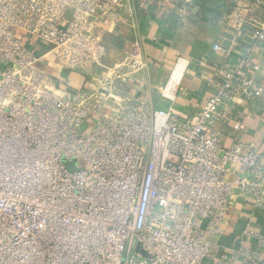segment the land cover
<instances>
[{
    "label": "built area",
    "instance_id": "1",
    "mask_svg": "<svg viewBox=\"0 0 264 264\" xmlns=\"http://www.w3.org/2000/svg\"><path fill=\"white\" fill-rule=\"evenodd\" d=\"M117 18L97 0H0V264L255 260L246 249L217 259L208 235L222 232L238 198L264 209V153L245 140L242 119L264 102V66L250 57L264 46V20L230 16L251 26L252 43L214 67L213 92L187 116L172 106L183 74L169 87L184 59L159 88L165 107L116 82L144 67L137 44L119 64L103 62ZM212 50L233 53L219 42ZM94 66L107 77L81 74Z\"/></svg>",
    "mask_w": 264,
    "mask_h": 264
},
{
    "label": "crops",
    "instance_id": "2",
    "mask_svg": "<svg viewBox=\"0 0 264 264\" xmlns=\"http://www.w3.org/2000/svg\"><path fill=\"white\" fill-rule=\"evenodd\" d=\"M97 1L118 13L103 35L110 64H119L134 44L139 46L144 62L140 72L116 82L127 94L148 99L156 108L165 107L170 102L160 97L159 88L177 60L184 59L185 68L182 62L184 71L172 106L187 116L195 114L213 92V84L219 81L214 77V67L237 60L242 49L252 43L251 26L236 25L230 16L239 12L264 20V6L250 7L252 0H129L123 7L117 6L122 0ZM216 42L231 45L232 55L225 58L213 51ZM250 57L264 66V46L252 51ZM256 75L264 88V68ZM68 76L71 84L77 85L78 74ZM243 113L245 140L264 153V102L257 100L255 109L245 108ZM222 131L226 143H230L233 130L223 127ZM258 235L264 236V209L255 207L249 198H238L227 212L222 232L209 234L208 239L217 245V259L246 249L255 253V260L239 256L236 264H264V248L257 241ZM203 264L215 263L205 259Z\"/></svg>",
    "mask_w": 264,
    "mask_h": 264
},
{
    "label": "rangeland",
    "instance_id": "3",
    "mask_svg": "<svg viewBox=\"0 0 264 264\" xmlns=\"http://www.w3.org/2000/svg\"><path fill=\"white\" fill-rule=\"evenodd\" d=\"M125 59H126V58H125V56H124L123 58H121V61H124ZM103 62L106 64V66H109L108 64H110V60H109V56H108V51H106L105 59H104ZM110 65H112V64H110ZM102 70H105V72L102 73L103 76L107 77L106 69H105V68L96 67V66L92 67L91 71H88V70H87V72H86V71L83 70V71H80V72H81V74H83V75H87V73H88L90 76L88 77V75H87V79L89 78V81H91L90 77H91V78H95V77H97V76H100L99 74H101V71H102ZM91 82H92V81H91ZM89 83H90V82H89ZM87 126H88V123L86 122L85 124L82 125L81 130L86 129ZM69 168H71L70 165H69Z\"/></svg>",
    "mask_w": 264,
    "mask_h": 264
},
{
    "label": "bare ground",
    "instance_id": "4",
    "mask_svg": "<svg viewBox=\"0 0 264 264\" xmlns=\"http://www.w3.org/2000/svg\"><path fill=\"white\" fill-rule=\"evenodd\" d=\"M182 70H183V64H182V62H180L178 64L174 74H173L172 80H171L170 85H169L170 88L177 85V83L181 77Z\"/></svg>",
    "mask_w": 264,
    "mask_h": 264
}]
</instances>
